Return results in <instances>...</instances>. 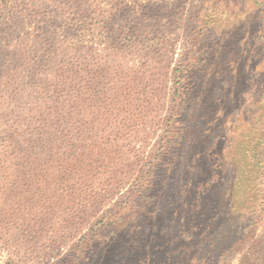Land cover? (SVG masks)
<instances>
[{
	"label": "rangeland",
	"instance_id": "1",
	"mask_svg": "<svg viewBox=\"0 0 264 264\" xmlns=\"http://www.w3.org/2000/svg\"><path fill=\"white\" fill-rule=\"evenodd\" d=\"M88 1L91 10L83 14L88 25L83 45L92 48L87 56L90 66L102 61L111 64L112 83L107 84L112 86L121 78L123 84L130 82L131 92H108L104 80L98 91L88 93L79 119L88 121L89 134L96 135L100 144L93 152L101 150L102 156L90 157L77 181L71 176V182L82 185L74 193L61 192L55 181L51 192L40 179L38 190L23 196L32 194V200L27 198L31 203L11 208L4 223L0 221V264H88L72 260V253L89 225L95 223L96 215L133 195H138V206L121 213V232L113 246L101 248L96 263L168 264L167 251L174 248L180 232L189 231L193 243L202 238L203 232L195 226L204 205L203 189L226 191L228 201L239 198L246 193L242 184L255 151L264 159V0H126L128 16L134 17L140 16V3L159 5L161 22L167 23L165 47L160 58H143L134 52L112 62L96 58L105 53L110 32L103 28V21L121 26L123 17L111 12L106 0ZM85 2L82 6H87ZM208 9L213 11V30L200 29L199 21ZM26 29L29 34H24L22 42L29 47L37 33L30 26ZM75 40L67 41L70 49ZM189 58L191 63L210 67L198 82L190 81L195 82L190 98L180 100L175 71ZM78 86L73 83L80 91ZM148 169L152 171L146 174ZM210 177L214 182L208 187L204 182ZM261 187L256 217L240 222L239 233L232 232L228 239L236 243L220 244L211 264H264ZM139 193L147 197L140 198ZM239 216L233 217L222 236L235 229ZM208 217L202 215V220ZM7 226L6 235L3 228ZM185 249L179 253L183 255Z\"/></svg>",
	"mask_w": 264,
	"mask_h": 264
},
{
	"label": "trees",
	"instance_id": "2",
	"mask_svg": "<svg viewBox=\"0 0 264 264\" xmlns=\"http://www.w3.org/2000/svg\"><path fill=\"white\" fill-rule=\"evenodd\" d=\"M82 1L0 0V221L3 223L11 208L31 203L32 194L27 197L30 200L26 197L23 199V196L34 189L37 191L40 179L51 192L53 189L50 187L53 185L50 184L54 181L61 192L67 190L74 193L82 188L81 184L70 181L71 176L77 181L78 173H81L89 158L98 154L102 156L101 150H98L97 154L93 152L94 149H100V144L96 141V135L93 137L89 134L91 128L88 121L85 123L79 119V115L84 112V103L104 80L106 88L108 85V92L111 90L119 95H129L131 92L130 82L123 84L121 78L110 86L113 77L109 69L111 64L102 61L94 68L90 66L87 56L91 54L92 48L85 49L83 45L86 42L84 35L88 26L83 14L86 10L89 13L91 9L88 0L85 2L87 6H82ZM125 1L106 0L111 12L122 15L125 25L114 27L112 22L103 21V28L110 32L105 39L106 48L102 50L105 55H97V61L107 58L112 62L111 60L118 59V56L134 52H138L143 58L162 57L167 23L161 22L159 5L152 1L140 3L137 12L141 17H134L128 16ZM114 5H118L119 10L112 9ZM212 13V10H207L204 18L199 21L202 25L200 29H214L215 23L210 21ZM27 26L37 33L29 47L23 46L22 42L24 34H29ZM111 27L114 30H111ZM73 38H77V44L70 49L67 41ZM197 41L198 38L194 36L192 42L195 47ZM191 61L192 58H189L187 64H181L179 70L175 71L176 94L180 100L190 98L195 83L191 85L190 81L198 80L199 75L206 74L210 67L206 63L194 64ZM74 82L76 86L79 84L81 92L74 89ZM126 84L127 87L124 86ZM73 93L76 95L72 96ZM180 114L178 112L177 116ZM175 121H178V124L180 122L177 119ZM260 156L255 151L251 157L249 175L242 184L246 193L239 198L238 195L234 198L233 194V200L228 201L226 191L208 192L203 189L201 196L204 205L202 213L200 212L199 224L195 226L196 230L203 232L202 238L193 243L194 238L189 231L180 232L174 248L167 251L168 264H211V258L220 244L236 243L228 241L232 232L239 233L240 222L246 217L253 220L260 207L261 184V190L264 189V159ZM151 171L148 169L146 174ZM35 172L41 176H35ZM18 178H21L20 184H17ZM151 178L150 187L154 182ZM211 180L214 182L210 177L204 182L205 185L209 187ZM137 196L134 198L133 195L126 202L114 205L105 214L96 215L95 223L89 225L81 242L73 250L72 260L79 259L82 262L87 261L88 264H97L103 247L113 246L121 232V229L118 231L121 213L138 206ZM139 197L147 196L139 193ZM209 212L211 213L208 214ZM205 214L209 217L202 220V215ZM240 214L246 216L240 217ZM235 215L239 216L238 221H234L235 229L228 233L226 231L222 236L224 228L229 227V222ZM3 229L7 235L8 226ZM184 247L186 249L182 255L179 252L180 248ZM150 262L152 264V261Z\"/></svg>",
	"mask_w": 264,
	"mask_h": 264
}]
</instances>
